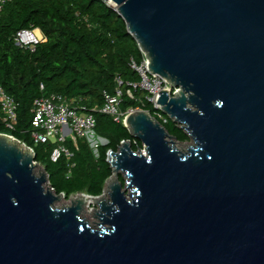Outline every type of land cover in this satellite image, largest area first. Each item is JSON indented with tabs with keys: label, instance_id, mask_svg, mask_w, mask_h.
Wrapping results in <instances>:
<instances>
[{
	"label": "water",
	"instance_id": "1",
	"mask_svg": "<svg viewBox=\"0 0 264 264\" xmlns=\"http://www.w3.org/2000/svg\"><path fill=\"white\" fill-rule=\"evenodd\" d=\"M102 1L179 89L158 104L193 144L179 151L148 113L128 114L144 151L107 152L103 193L80 194L93 229L84 200L55 208L64 194L0 134V264H264V0Z\"/></svg>",
	"mask_w": 264,
	"mask_h": 264
},
{
	"label": "trees",
	"instance_id": "2",
	"mask_svg": "<svg viewBox=\"0 0 264 264\" xmlns=\"http://www.w3.org/2000/svg\"><path fill=\"white\" fill-rule=\"evenodd\" d=\"M23 28L39 29L43 36L33 53L13 41L15 32ZM131 60L137 64L142 60L137 44L127 34L123 20L102 0H13L0 11V84L17 106L16 126L9 130L0 123V134L33 149L34 160L46 172L56 195L100 196L112 175L107 152H116L123 141H129L134 152L142 147L121 120L115 122L96 110L104 103V93L112 97L119 91L120 112L142 106L152 115L146 93L128 86L139 81L129 66ZM127 90L133 99L127 96ZM49 94L74 99L75 106L92 113L94 132L105 140L97 146V157L83 138L76 146L66 140L63 146L69 156L61 152L56 159L53 152L57 144L32 143L33 101ZM159 123L178 142L187 141L186 134L171 120ZM119 180L124 184L121 176Z\"/></svg>",
	"mask_w": 264,
	"mask_h": 264
},
{
	"label": "built area",
	"instance_id": "3",
	"mask_svg": "<svg viewBox=\"0 0 264 264\" xmlns=\"http://www.w3.org/2000/svg\"><path fill=\"white\" fill-rule=\"evenodd\" d=\"M11 1L13 0H0V11L6 3ZM13 41L20 49L33 53L36 47L43 42V36L39 29L23 28L15 32ZM140 53L142 55L141 62L137 64L131 60L129 64L130 68L137 73L139 81L137 83H129L128 86L133 89L139 88L146 93L145 99L152 107V115L143 110L142 106L134 109L130 108L124 113L120 112L119 104L121 93L119 91L112 97L104 93V103L96 110L99 113L111 116L115 122L121 120L123 123L124 118L128 114L144 111L157 122L161 121L162 123H166L169 118L160 111L161 107L158 104L160 98L159 93L166 91L168 96L172 97L178 93L179 89L172 87L165 78L151 73L148 70V60L146 56L144 53ZM39 89L43 91L44 86L40 84ZM126 94L130 99H133L130 90H127ZM74 101V99H68L59 94L42 95L33 101L31 108L30 140L34 145L47 143L57 144V148L53 152L54 159H56L61 152L69 156L68 151L63 146L66 140H70L71 143L76 146L78 139L83 138L87 142V140L89 141L90 138L92 139L96 136L94 132L96 124L94 116L92 113L85 111L83 107L80 108L75 106L73 104ZM16 108L17 106L14 99L3 90L0 84V123L9 130H13L16 126ZM7 136L16 140L10 135ZM16 141L20 146L26 148L27 151L34 155L31 147L26 146L23 142ZM95 148L97 150V146H95Z\"/></svg>",
	"mask_w": 264,
	"mask_h": 264
},
{
	"label": "rangeland",
	"instance_id": "4",
	"mask_svg": "<svg viewBox=\"0 0 264 264\" xmlns=\"http://www.w3.org/2000/svg\"><path fill=\"white\" fill-rule=\"evenodd\" d=\"M104 143H105V140L100 138V137H98V136L97 137L95 136L92 139L90 138L89 141L87 140V144H88L89 148L91 149V151H92V153H93V155L95 157H97V150H96L95 146L103 145ZM176 144L177 145H175V147L179 151L182 150L183 152H186L187 151L186 149L189 146H192L193 143L188 138L187 141H185V142H176ZM140 150L143 151V147H141ZM39 167H40V169L42 168L40 165H39ZM35 171H36L35 172L36 174L39 173L37 168L35 169ZM120 176L123 179V176L122 175H120ZM123 180H125V179H123ZM48 186L49 185H47V187ZM130 192H131L130 190H127L126 194L128 195ZM78 195H80V194L71 195L68 198L63 197V198H61L60 201H58V202H56L54 204V207L57 208V209H61L63 207L69 206L70 204H72V198L74 196H78ZM105 197L107 198L106 195H105ZM95 209H96V207L94 205H91L90 207L84 208V210H83L84 213H81V216H80L82 219L86 220L89 223L90 227L93 228V229H97V223L99 222L98 220H96L94 218V210Z\"/></svg>",
	"mask_w": 264,
	"mask_h": 264
},
{
	"label": "bare ground",
	"instance_id": "5",
	"mask_svg": "<svg viewBox=\"0 0 264 264\" xmlns=\"http://www.w3.org/2000/svg\"><path fill=\"white\" fill-rule=\"evenodd\" d=\"M112 6H114V4H112ZM175 145H177V144H175ZM38 172H39V169H38ZM77 198H81L82 200H84V208L90 207L92 205V203H94V201L91 198L86 197V196H82V195L74 196L72 198V203L75 202L77 200ZM82 213H84V211H82Z\"/></svg>",
	"mask_w": 264,
	"mask_h": 264
}]
</instances>
